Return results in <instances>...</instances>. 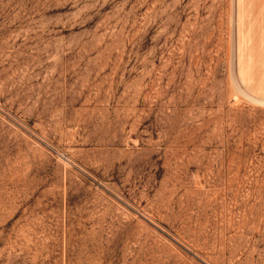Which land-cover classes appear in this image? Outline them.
<instances>
[{
	"label": "rangeland",
	"instance_id": "1",
	"mask_svg": "<svg viewBox=\"0 0 264 264\" xmlns=\"http://www.w3.org/2000/svg\"><path fill=\"white\" fill-rule=\"evenodd\" d=\"M250 1L0 0V264H264Z\"/></svg>",
	"mask_w": 264,
	"mask_h": 264
},
{
	"label": "bare ground",
	"instance_id": "2",
	"mask_svg": "<svg viewBox=\"0 0 264 264\" xmlns=\"http://www.w3.org/2000/svg\"><path fill=\"white\" fill-rule=\"evenodd\" d=\"M246 4L249 5L244 7L241 19V70L245 80L253 82L254 87H258L261 90L263 89L264 92V15H262L261 9L263 6L252 0ZM259 64L263 65L261 72Z\"/></svg>",
	"mask_w": 264,
	"mask_h": 264
}]
</instances>
